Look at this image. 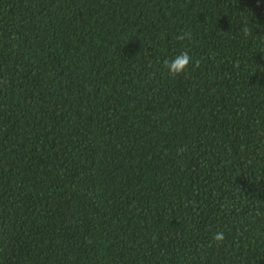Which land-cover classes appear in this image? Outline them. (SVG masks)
Wrapping results in <instances>:
<instances>
[{
    "label": "trees",
    "instance_id": "obj_1",
    "mask_svg": "<svg viewBox=\"0 0 264 264\" xmlns=\"http://www.w3.org/2000/svg\"><path fill=\"white\" fill-rule=\"evenodd\" d=\"M0 264H264V0H0Z\"/></svg>",
    "mask_w": 264,
    "mask_h": 264
},
{
    "label": "clouds",
    "instance_id": "obj_2",
    "mask_svg": "<svg viewBox=\"0 0 264 264\" xmlns=\"http://www.w3.org/2000/svg\"><path fill=\"white\" fill-rule=\"evenodd\" d=\"M241 31L243 32L245 38L253 37V27L249 26L247 23L242 27ZM189 38L190 34L188 32H182L176 36V39L180 41L187 40ZM163 64L168 75L175 78L186 76L190 70L194 71L195 68L199 66V61L194 62L193 57L188 51H182L171 58L165 59ZM212 240L217 244H223L225 240V232L223 230L214 232Z\"/></svg>",
    "mask_w": 264,
    "mask_h": 264
}]
</instances>
